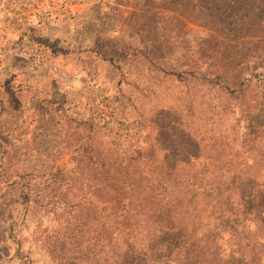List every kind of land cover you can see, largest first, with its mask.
I'll use <instances>...</instances> for the list:
<instances>
[{"label":"rangeland","instance_id":"rangeland-1","mask_svg":"<svg viewBox=\"0 0 264 264\" xmlns=\"http://www.w3.org/2000/svg\"><path fill=\"white\" fill-rule=\"evenodd\" d=\"M204 2L0 0V264H264L259 77L225 88L252 73L264 13ZM24 39L33 76L6 54ZM19 68L49 104L6 105ZM103 159L127 164L119 204L87 170Z\"/></svg>","mask_w":264,"mask_h":264},{"label":"trees","instance_id":"trees-1","mask_svg":"<svg viewBox=\"0 0 264 264\" xmlns=\"http://www.w3.org/2000/svg\"><path fill=\"white\" fill-rule=\"evenodd\" d=\"M204 10L207 11L209 8H215L217 13H264V0H204ZM252 16H257V14H253ZM251 16V17H252ZM264 20V19H263ZM249 22L253 26H258L259 20H251ZM264 30V27L262 28ZM252 66L250 70L252 73L244 74L240 72V76H243V79L238 81V85L233 84L231 86L225 87L226 89H233V90H241L242 83L246 80L252 79V75L256 73V76L259 77V101L260 104L264 106V32H261L259 35V54L251 57ZM244 62V61H243ZM226 68H223L222 71L218 73H213L212 76L214 77H221L226 76L229 71H226ZM238 86V87H237ZM248 85L245 86V90L248 89ZM2 101V100H0ZM43 102L46 104L51 102V99L44 97ZM263 117H264V110H263ZM126 165L127 164H117V159L114 160H91L87 167V170L90 172H95L97 168H101L103 166V198L109 202H103L106 204H119L121 202L120 197L118 198L116 195L110 196L107 192L112 191L117 184V187L123 186L125 182L126 176ZM177 181V180H176ZM12 183L11 185H13ZM106 191V192H105ZM114 191V190H113ZM107 194V196H105ZM28 192L21 191L18 195V200L27 203L28 201ZM260 203L264 205V191L259 192ZM264 223V219L262 220Z\"/></svg>","mask_w":264,"mask_h":264},{"label":"crops","instance_id":"crops-1","mask_svg":"<svg viewBox=\"0 0 264 264\" xmlns=\"http://www.w3.org/2000/svg\"><path fill=\"white\" fill-rule=\"evenodd\" d=\"M5 14H7V16H12L11 15L12 13H5ZM25 40L26 39L21 40L20 43L14 44V45H13V43H8L9 51H7L6 54L9 55L11 61H14V59H15V60H19L22 63L24 60H27L28 61L27 62L28 75L33 76V74H34V72H36V70L33 71L32 67L38 66L37 65L38 60L41 56V53H43V52H41L42 49H40L35 42L27 43ZM13 63H15V62H13ZM30 66H32V67H30ZM10 67L8 69L9 71H13L16 68V66H15V68L14 67L10 68ZM22 69L23 68L18 69V73H17L18 76L13 77L14 76L13 75L10 78L6 77L3 79L4 80L3 81L4 88L7 89V91H8V95L5 94V97H4V99L6 101V105L7 104L10 105V103H11L15 107H24V109L28 105L30 107H33V106L36 107L37 103L38 104L40 103L41 105H43V103H44L43 99L45 97L44 93L48 92L47 95L49 97L51 96V92L49 91L50 87L48 89L46 88V90H45V82L44 81H42L40 79L37 80L38 78H33V77H29L27 75H24ZM70 77H68V79ZM17 81H18V83L27 84L28 86H26L25 90L19 91V90H17V89H19L18 84H15V82H17ZM70 84L71 85H69L70 87H68V88H70V90H72V91L74 90L76 92L79 90V88L82 89V86H83V84L81 83V80L79 79V76H77V75L76 76L74 75V77L70 81ZM26 91H28V93H29V96L27 98L28 102H26V100H25V98L27 96Z\"/></svg>","mask_w":264,"mask_h":264}]
</instances>
